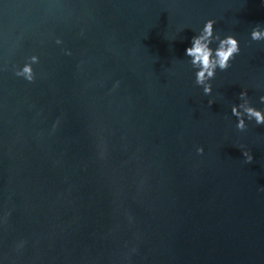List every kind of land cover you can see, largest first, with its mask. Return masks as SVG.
I'll list each match as a JSON object with an SVG mask.
<instances>
[{
    "label": "water",
    "instance_id": "1",
    "mask_svg": "<svg viewBox=\"0 0 264 264\" xmlns=\"http://www.w3.org/2000/svg\"><path fill=\"white\" fill-rule=\"evenodd\" d=\"M209 19L241 51L206 95ZM257 25L264 0H0V264H264V125L231 111L264 110Z\"/></svg>",
    "mask_w": 264,
    "mask_h": 264
},
{
    "label": "clouds",
    "instance_id": "2",
    "mask_svg": "<svg viewBox=\"0 0 264 264\" xmlns=\"http://www.w3.org/2000/svg\"><path fill=\"white\" fill-rule=\"evenodd\" d=\"M217 21L209 19L204 27L201 29L198 36H194L192 40V46L186 49V55L191 57V63L194 68L198 69L196 72V83L203 86V91L206 95L212 93V84L209 83L215 78L217 69L227 70L231 67V62L240 53V41L232 35H228L221 38L215 31V25ZM251 39L253 41H264V30L259 25L251 32ZM218 42L216 48H212L213 41ZM33 62H37L38 58L33 57ZM18 76H23L27 81L34 82L35 74L31 65L24 66L23 70L17 73ZM240 99L244 101L239 105L232 107V114L238 118L237 128L241 131L247 129L248 125L245 122L244 116H247V120H255L256 124L264 125V110H258L252 106L247 99L248 92L241 91ZM261 102H264V96L261 98ZM211 104L212 101H209ZM243 109V112H241ZM243 147V146H242ZM199 153H203V147L198 149ZM243 156L246 157L247 163L253 162V155L250 151H244ZM264 190V189H262Z\"/></svg>",
    "mask_w": 264,
    "mask_h": 264
}]
</instances>
